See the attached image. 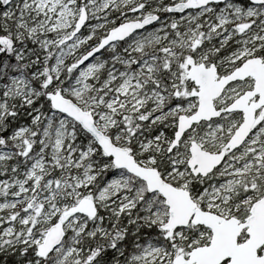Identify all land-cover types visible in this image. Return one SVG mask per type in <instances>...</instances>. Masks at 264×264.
I'll return each mask as SVG.
<instances>
[{
	"label": "snow or ice",
	"instance_id": "snow-or-ice-1",
	"mask_svg": "<svg viewBox=\"0 0 264 264\" xmlns=\"http://www.w3.org/2000/svg\"><path fill=\"white\" fill-rule=\"evenodd\" d=\"M0 264H264V0H0Z\"/></svg>",
	"mask_w": 264,
	"mask_h": 264
}]
</instances>
